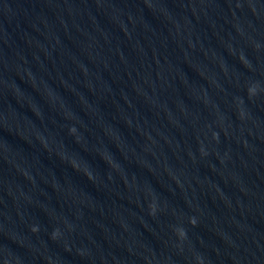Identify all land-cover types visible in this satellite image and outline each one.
I'll return each mask as SVG.
<instances>
[{
	"label": "water",
	"instance_id": "1",
	"mask_svg": "<svg viewBox=\"0 0 264 264\" xmlns=\"http://www.w3.org/2000/svg\"><path fill=\"white\" fill-rule=\"evenodd\" d=\"M138 264H264V0H190Z\"/></svg>",
	"mask_w": 264,
	"mask_h": 264
}]
</instances>
